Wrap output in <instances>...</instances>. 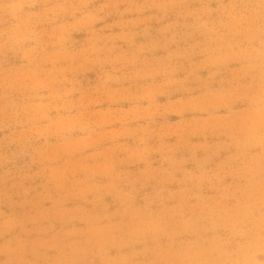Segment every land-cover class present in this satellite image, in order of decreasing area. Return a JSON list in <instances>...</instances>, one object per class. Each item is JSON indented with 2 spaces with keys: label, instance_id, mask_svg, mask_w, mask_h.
Instances as JSON below:
<instances>
[{
  "label": "rangeland",
  "instance_id": "obj_1",
  "mask_svg": "<svg viewBox=\"0 0 264 264\" xmlns=\"http://www.w3.org/2000/svg\"><path fill=\"white\" fill-rule=\"evenodd\" d=\"M0 264H264V0H0Z\"/></svg>",
  "mask_w": 264,
  "mask_h": 264
}]
</instances>
